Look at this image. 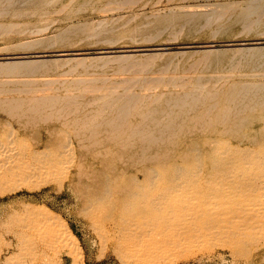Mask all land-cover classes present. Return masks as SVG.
<instances>
[{"label":"rangeland","instance_id":"obj_1","mask_svg":"<svg viewBox=\"0 0 264 264\" xmlns=\"http://www.w3.org/2000/svg\"><path fill=\"white\" fill-rule=\"evenodd\" d=\"M240 42L264 47V0H0V56L32 55L0 62V264H264L243 183L264 180V53ZM100 48L155 56L70 58Z\"/></svg>","mask_w":264,"mask_h":264},{"label":"bare ground","instance_id":"obj_2","mask_svg":"<svg viewBox=\"0 0 264 264\" xmlns=\"http://www.w3.org/2000/svg\"><path fill=\"white\" fill-rule=\"evenodd\" d=\"M105 41H110V42H112L113 41V39L112 40H110V39H108V38H105L104 39ZM115 41V40H114ZM252 42V41H251ZM250 43V42H249ZM253 43H262V42H259V41H257V42H253ZM264 43V42H263ZM233 44H239L240 46H238V47H233V48H235L234 50H236V51H239L240 53H242V52H244V53H246V54H244V55H247V53L249 54V55H252V54H258V55H260V54H262V53H264V47L262 46H259V47H255V45L254 46H247V47H242V44H246V43H227V44H224V45H233ZM200 46H205V47H212V46H214V44H205V45H200ZM160 48H164V47H155V48H153V49H160ZM130 50H138V49H124V48H122V49H119V52H126V51H130ZM114 51H116V50H111V51H108V50H103L102 48H100V49H98V51H95V52H92V53H98V54H96V55H91V56H81V57H77V56H74V57H70V58H77V61L78 62H81L82 64H85V60H86V58H92V59H94V60H96V59H101L102 60V62L103 63H107V62H109V61H116V62H118L119 63V65H123V66H135L136 64L138 65V64H141V63H144V62H146V60L147 59H152L155 55H153V54H147V55H143V56H139L138 58H140V59H135V57H133L134 55L133 54H116V55H102L103 53H106V52H114ZM141 51V50H140ZM117 52V51H116ZM131 52V51H130ZM81 53L83 54V53H91V52H76V53H66V52H58V53H55L54 55H56V56H58V55H67V54H70V55H76V54H80L81 55ZM31 56L32 55H18V56H16V57H12V58H22V59H18V60H8L7 58H9V57H0V62H2L1 61V59H6V60H4V62H6V63H1V64H6V66L8 65H21V64H24V63H28V62H30V60H32V59H30L31 58ZM34 56H40V55H34ZM257 56V55H256ZM28 57H30L29 59H25V58H28ZM146 59V60H145ZM250 95H249V103L251 104L250 106L252 107H254L255 106V103H256V101H255V99H257L258 97H259V95H258V93H257V90L256 89H253L250 93H249ZM96 99H99L100 100V98L99 97H97ZM136 100H137V98L133 101V102H129V101H126V102H123V104H122V110H123V117L128 113V111H129V108H128V104L129 103H132V104H136ZM178 101L180 100V98L179 99H177ZM94 101H98V100H95V99H93V100H88L87 101V103H91V102H94ZM116 101V98H113V99H111V100H109V102H115ZM103 102L104 103H101V104H104V105H107L108 106V104H110L106 99H103ZM185 102V100H183V103ZM194 102H195V100H190L189 102H188V104L189 105H191V106H193V104H194ZM186 103H187V101H186ZM215 104V102L214 101H210L209 102V105H211V106H213ZM64 105H68V106H64ZM64 105H62L61 106V110L60 111H64L65 113H69V112H77V111H79V107H78V105H76L75 104V101L72 99V98H68V101H66L65 102V104ZM37 108H38V106L37 105H32V106H28V111L29 112H33V111H35V110H37ZM121 109V108H120ZM103 110H105L104 108H101V111H103ZM81 113H84V111L83 112H81ZM150 114L149 113H144V116L145 117H147V116H149ZM198 115H200V116H202V113H199L198 112ZM84 116V121H86L87 119H88V116L87 115H83ZM151 118V117H150ZM124 120V119H123ZM123 120H121V121H123ZM151 121L152 120H154V119H150ZM116 123L115 122V120H114V117L112 116V117H110V118H108L106 121H105V123L107 124V125H112V123ZM72 142H73V140L72 139H70L69 141H68V143L66 144V146H67V148H68V150H70V151H72V152H74L73 151V148H72ZM234 161V160H233ZM229 162H232V161H230L229 160ZM230 164V163H229ZM225 165V164H224ZM230 165H232V164H230ZM228 167V166H227ZM231 167V166H230ZM233 167V166H232ZM229 168V171L232 169L233 170V168ZM222 168H224L223 166H222ZM70 170V169H69ZM231 170V171H232ZM228 171V172H229ZM219 172H222V169L219 171ZM223 172H225V170L223 171ZM222 172V173H223ZM233 172H235V171H233ZM227 173V171L225 172V174ZM236 173V172H235ZM224 174V175H225ZM228 174V173H227ZM230 174V173H229ZM236 175V174H235ZM231 177H233L234 176V174L232 175H230ZM226 177H227V175H226ZM237 177V176H236ZM236 177H234V178H236ZM229 179H231L230 177H229ZM228 178H227V180H229ZM229 181H231V180H229ZM243 183L245 184V185H247L251 190H259V189H261L262 187H264V180H257V181H254L252 178L250 179V178H248V179H243Z\"/></svg>","mask_w":264,"mask_h":264},{"label":"water","instance_id":"obj_3","mask_svg":"<svg viewBox=\"0 0 264 264\" xmlns=\"http://www.w3.org/2000/svg\"><path fill=\"white\" fill-rule=\"evenodd\" d=\"M152 48H155V47H152ZM133 49H135V48H133ZM136 49H138V50H130V51H139V50L150 49V48L148 47V48H136ZM76 52H79V51H74L72 53H76ZM66 53H71V52H66ZM16 56H18V55H7V56H0V57H9V58H12V57H16Z\"/></svg>","mask_w":264,"mask_h":264}]
</instances>
